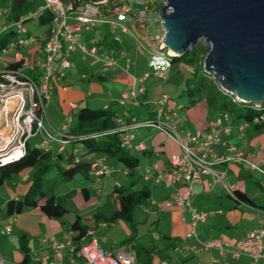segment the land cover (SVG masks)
<instances>
[{"label":"crops","instance_id":"obj_1","mask_svg":"<svg viewBox=\"0 0 264 264\" xmlns=\"http://www.w3.org/2000/svg\"><path fill=\"white\" fill-rule=\"evenodd\" d=\"M32 1L31 13L38 15L43 10L45 3L37 2V0ZM72 1L70 0V3ZM153 1L154 3L158 2L157 0ZM125 2L129 5L131 2L134 3L133 0H125ZM11 4L12 0H0V17H2L0 35L12 29L16 30L14 21L10 19V10L6 12L7 9H10ZM33 19L37 21L36 18ZM107 25L109 28L111 27L109 24ZM48 27L34 36L37 39L36 43L17 47L3 55L0 71L7 65L13 64L16 67H21L27 75L36 77L41 71L39 67L33 66L32 69H28L21 63H13L12 60L16 51L31 63L39 59L42 56L41 46L47 37ZM25 30L26 35L33 36L28 29ZM92 30L84 29L82 31L84 42L97 44L101 51L113 49L119 67L103 74L99 71L98 63H92L90 60L82 61L80 54L77 51L73 52L71 57L75 66L62 76L52 78L51 99L44 110V121L47 127L62 131L63 123L71 115L70 111L85 105L93 107L90 102L102 103V107L114 102L113 109L117 115L116 123H118V119L128 123L130 117L142 121V119L151 118L154 115L153 101L162 93H166L168 98L164 109L173 117L185 145L195 148L197 142L189 139L188 134L193 135L198 130L209 131L213 121L227 114V119L221 118V125H230V133L220 132L218 143L209 145L206 150L199 151L198 149L197 153L205 152V159L211 162L212 152L207 151L208 149L217 155H234L240 151L243 152L245 160L256 164L257 168L248 170L242 164L235 162L212 163L211 167L214 170L225 172V186L219 182L213 183L210 173L203 174L200 181L194 184L191 196L192 204L197 210L206 212L207 216L204 221L196 224L194 229L196 236L187 237L186 233L191 228L189 212L165 205V200L171 189L162 183L154 182L158 171H167L171 156L179 152L178 142L167 133L151 126H126L122 133L130 137V146L125 148V152L138 159L137 167L132 170H123L115 159L107 158L99 153L88 155L87 157L93 156V158L104 161L109 167L108 172L97 179L90 174L87 176L76 174L72 180L60 185L57 195L68 209L63 216L48 219L39 207L22 208L21 212L15 215L11 222V230L7 234L3 232V226L8 220L3 211V203L6 199L3 200L0 205V262L2 264H18L23 259V251L19 247V237L24 236L32 264H37V260L43 256L58 259L54 250L51 249L53 241L64 246L60 250L62 256L60 260L63 264H85L83 259L76 257L71 251L74 232L71 230L70 224L78 215L81 223L93 230V234L104 250L109 253L123 252L127 256L132 255L133 264H161V261H167L170 264H250V259L246 255L232 258L228 251L221 253L217 249L201 250L199 241L218 237L232 244L244 239L250 230L264 226V116L262 119L238 117L234 113L219 109V105L207 103L204 99L197 104L188 105L189 96L185 91L181 90L186 95L185 100L171 98L163 82L161 83L163 79H152L151 75L145 78V89L137 93L136 101H133L131 97L122 101V93L129 92L132 87L136 88L137 83L141 87V81L139 82L138 79L148 72L147 69L142 76L139 74L136 76L129 71L133 67L137 73H140L142 64L145 63L147 66L148 55L144 47L145 41L143 38L121 32V39L115 41L117 46L114 42L112 43L113 47L105 46L100 43L102 39L100 33H97L92 39L85 40L84 35ZM16 37L17 34L13 38ZM111 39H113L112 34ZM122 53L127 57L131 55V58L128 57L131 60L129 64H126ZM93 76H96L97 80L101 84H106L107 87L101 88V85L92 81ZM174 81L176 82L177 79L175 78ZM108 85H112V87L108 88ZM116 89H120V93L116 92ZM94 93L96 94L94 95ZM57 119H60V122L56 125ZM39 140L36 138V141L33 142L39 145ZM66 147L67 145L61 147L56 140L52 143L51 149L60 152ZM74 151L82 154L85 149L77 146ZM122 175L129 177L128 184H121L119 178ZM116 183L130 188V190L146 188L150 192L148 200L133 209L132 217L130 220H126V223L122 221L123 219L112 222L108 220L110 214L118 206L113 194V187ZM8 184L14 185L13 190L7 188L6 192L10 195L8 198L22 196L29 185V173L21 174L14 182ZM226 187L233 193L237 192L242 196V199L247 198V201L250 202L232 197ZM2 193L0 191V194ZM136 208H139V213L135 211ZM98 211L102 213V217L96 221L93 215ZM147 221H151L157 228L159 227V236L168 241L163 249L159 248L153 238L147 234L146 236L134 234L130 236L133 237L131 240L127 241L126 238L119 243L114 241L108 233L105 236L103 234L99 236V232L112 231L113 227H117L118 231L126 234L130 225L133 226L135 223L145 225ZM164 250L169 251V254L161 257L160 253ZM257 264H264V261H259Z\"/></svg>","mask_w":264,"mask_h":264},{"label":"built area","instance_id":"obj_2","mask_svg":"<svg viewBox=\"0 0 264 264\" xmlns=\"http://www.w3.org/2000/svg\"><path fill=\"white\" fill-rule=\"evenodd\" d=\"M133 2L144 4V7L135 10L125 0H102L98 3H91L87 0H73L69 6H64L61 0H46L44 8L51 11L53 19L47 37L41 46L42 56L31 63L16 51L12 60L13 63H21L28 69L37 66L41 70L40 73L36 77H32L24 73L21 67L1 70L0 100L2 98L7 100L5 102L12 108L9 120L11 141L7 145H14L9 153L18 151L13 160L23 154L25 140L33 133L41 135L39 139H41L40 146L43 149H51L52 143L56 140L63 147L64 141L60 137L62 131L67 129L71 117L69 116L63 123L62 131H53L45 124L44 110L51 99L52 78L62 76L67 70L75 66L71 57L73 52L77 51L82 61L90 60L92 63H98L99 71L103 74L119 67L113 49L101 51L97 44L84 42L81 35L84 29H93L99 24H109L113 30L119 29L124 34L127 33L144 39V47L148 55V72L138 79L139 82L141 81V87L138 89L132 87L129 92L122 93V101L128 97L136 101V95L138 92L144 91V80L149 75H154L159 79L166 77L170 70L172 55L161 44L164 32L156 34L150 26V12L154 1L133 0ZM159 2L160 4L163 3L161 0ZM9 10L7 9L6 12H9ZM34 15L30 13L28 16ZM14 24L17 37L1 48L0 62L2 56L9 51L37 42L36 37L25 34L26 30L22 26V20L15 21ZM113 39L119 41L117 35ZM122 56L126 64H129L131 60L126 54L122 53ZM167 98V94L162 93L160 97L153 101L152 104L155 107L154 115L151 118L142 119L141 121V119L130 117L128 123L118 119L117 128L123 132L125 127L129 125L136 127L151 126L167 133L178 142L179 152L171 156L167 171H158L154 177V182L162 183L165 187L171 189L165 200V205L189 212L191 228L186 236L195 237V226L198 222L205 220L207 213L197 210L192 204L191 196L194 184L200 181L203 174L210 173L213 183L219 182L225 186V172L214 170L211 167L212 163L235 162L242 164L248 170H255L257 166L246 161L243 152L240 151L234 155H217L211 149H208L207 151L212 152L211 162L205 159V152L197 153L198 149L199 151L206 150L209 145L218 143L220 132L230 133V125H221V118L227 119V114L213 121L209 131L198 130L193 135L188 134L189 139L197 142L195 148L185 145L178 133L173 117L164 109ZM16 140L17 142H15ZM121 145L124 148L130 146V137L124 133H121ZM2 163H5V161L2 160ZM108 169V165L101 160L91 166L89 174L97 179L102 174L107 173ZM116 185L119 184L116 183ZM226 189L232 197H235L231 190L227 187ZM13 220V217L8 218L3 226V232L7 234L10 232ZM93 233V230L88 228L79 243L71 245L73 254L83 259L85 264H131L134 262L132 255L127 256L123 252L109 253L104 250ZM51 245V249L54 250V254L58 259L43 256L37 260V264H63L60 260L62 257L60 250L64 247L63 244L53 241ZM199 248L201 250L217 249L221 253L228 251L232 258L246 255L250 259V264H257L259 261H264V226L250 230L244 239L232 244L218 237L201 240L199 241ZM0 264L2 263L0 262ZM161 264L170 263L161 261Z\"/></svg>","mask_w":264,"mask_h":264},{"label":"trees","instance_id":"obj_3","mask_svg":"<svg viewBox=\"0 0 264 264\" xmlns=\"http://www.w3.org/2000/svg\"><path fill=\"white\" fill-rule=\"evenodd\" d=\"M32 5V0H12L10 19L15 22L36 18L39 23L49 25L48 31L53 19L51 11L43 8L38 15L28 16L32 12ZM94 28L84 35L85 40L92 39L100 33L102 35L100 43L113 47L112 43L115 41L111 39V34L114 30L107 24H99ZM15 34H17L16 30L12 29L0 35V51L15 39L13 38ZM115 44L117 46V43ZM207 51L208 47L202 42H197L185 53L171 57V66L176 63L187 70L184 76L181 75L180 70H177L176 84L189 96L188 105L197 104L204 99L209 104L219 105L218 108L221 110L234 113L235 116L262 119L264 100L259 105L237 101L219 86L218 88L216 81L203 70V59ZM11 67L16 66L13 64L6 66V68ZM222 98L225 99L222 100ZM114 104L110 102L106 107L93 108L85 105L72 109L71 121L60 137L64 141L63 146L67 145L63 151L43 149L40 146L41 139L37 145L29 137L25 140L24 151L19 158L0 164V185L12 183L21 174L29 173V185L24 194L18 198H6L3 203V211L8 218H14L22 208L26 207H39L48 219H56L67 213L68 209L61 202L57 190L60 185L72 180L76 174L89 175L91 166L101 161L93 156L87 157L90 154L99 153L107 158L115 159L123 170H132L137 167L138 159L129 156L121 145L122 131L117 128L118 124L115 122L117 115L113 109ZM35 134L37 133L32 135ZM77 146L84 148L85 152L81 154L74 151ZM113 194L118 206L108 217L111 222L117 219L130 220L133 209L147 201L150 196L146 188L130 190L128 187L116 184L113 187ZM234 195L240 200L247 201V198L242 199L237 192H234ZM101 217L100 211L93 215L96 221ZM70 228L74 232L72 239L75 244L79 243L88 229L81 223L78 215L70 224ZM19 247L23 251V259L18 264H32L24 236L19 237Z\"/></svg>","mask_w":264,"mask_h":264},{"label":"water","instance_id":"obj_4","mask_svg":"<svg viewBox=\"0 0 264 264\" xmlns=\"http://www.w3.org/2000/svg\"><path fill=\"white\" fill-rule=\"evenodd\" d=\"M161 2L162 46L178 56L202 41L208 47L203 70L237 101L259 105L264 100V0ZM6 106L9 123L12 108Z\"/></svg>","mask_w":264,"mask_h":264},{"label":"rangeland","instance_id":"obj_5","mask_svg":"<svg viewBox=\"0 0 264 264\" xmlns=\"http://www.w3.org/2000/svg\"><path fill=\"white\" fill-rule=\"evenodd\" d=\"M38 1L41 2V3H43V2L45 3L46 2V0H37V2ZM157 1L158 2H155L152 5V9H151V12H150V21H151L150 26H151L152 31L154 33L160 34L163 31V28H162V25H161V19H160L159 15H158V10H159V7L161 6V4L159 2L160 0H157ZM130 6L138 10V9H142L144 7V4H134V3L131 2L130 3ZM1 19H2V17H0V21H1ZM22 26L24 27V29H28L30 31V34L31 35L35 36V35L39 34V31L41 32V30L43 31L44 29H46L48 27V24H46V23H39L35 19H30V20H27V21L23 22L22 23ZM115 35H117L120 39L122 37V34H121V32H120L119 29H116V30L113 31L112 37H114ZM128 57L131 58V55H129ZM78 61H79V59H78ZM141 68L142 69H141L140 73L139 72L137 73L134 70L133 67H131L129 71L131 73H133L134 75H136V76H139V75L142 76L143 72L146 71L148 68H147V66H146L145 63L142 64V67ZM177 70H180V73L183 76L187 73L186 72L187 70L184 67L178 66V64L174 63L171 66V68L168 71V73L166 74V77L162 81L161 80L160 81H161V83L163 82V85H164V87H166L167 92H168V94L170 95L171 98L182 99V101H183V100H185L186 95H185V93H182L180 86H178L177 84H175L176 82L174 81L175 78H178V72H177ZM151 78L152 79H156L157 77L154 76V75H151ZM92 81H94L98 85H101V88H103L104 86L107 87L106 84H101L100 81L97 80L96 76H93L92 77ZM135 86H136V89H138L139 88V83H137ZM216 86L218 87L217 84H216ZM111 87H112V85H108V88H111ZM115 91L118 92V93H120V89H116ZM95 94L96 93H94V95ZM224 99L225 98H222V100H224ZM90 104L93 107H95V108L102 107V103L99 104V103L90 102ZM51 105H53V104H51ZM7 118H8V115H6L4 112H2V109L0 107V122H1V128H3V126L6 127V124L7 123L5 124V122H8L7 121ZM59 122H60V119L59 120L57 119L55 121V124L57 125V124H59ZM52 130L54 131V129H52ZM38 135L39 134L37 133L35 135H32V137L30 136V140L36 141V138H40V135L39 136ZM5 139H7V135H5V137H1L0 136V154L1 153H4L5 154L6 152L9 153L10 149L14 146L13 144L7 145V143L9 141H11V137H10V139H8L9 141H7V142H4ZM17 140L15 142H17ZM1 156H0V164H2V160L4 161L3 158L5 157V156H3V154H1ZM119 180H120L121 184H128L130 182L129 177L128 176H124V175L120 176ZM13 186H14L13 184H2V185H0V191L3 192L2 194H0V205L2 204L3 200L6 199V197L8 198L10 196L6 192L7 191V188L13 190V188H14ZM135 211L137 213H139L138 212L139 211V208H136ZM122 221H125L124 223L127 222L126 220H122ZM158 232H160L159 227L157 228L154 225L153 222L147 221V223L145 225H139L137 223L133 224V226L130 225L129 226V229H128V231H127L126 234L121 233L120 230L118 231L117 227H113L112 228V231H109L108 230V232L107 231H105V232H103V231L102 232H99V236H100V234H103V236H105L106 233H108V234L111 235V237L113 238L114 241H116V242L119 243L121 240L126 239V238H127V241L131 240L133 237H130V236H132L134 234L144 235V236H146V234H147V236L153 238L154 243L157 244L159 248L163 249L164 246H166L165 244L168 243V241L165 238H161L159 236V233ZM168 252L166 250L162 251L160 253L161 257L165 256L166 254H169Z\"/></svg>","mask_w":264,"mask_h":264},{"label":"bare ground","instance_id":"obj_6","mask_svg":"<svg viewBox=\"0 0 264 264\" xmlns=\"http://www.w3.org/2000/svg\"><path fill=\"white\" fill-rule=\"evenodd\" d=\"M5 101L7 100H4L3 98L0 100V107L2 109V112H4L6 114V110H7V106L5 107ZM28 121V120H27ZM6 127L3 126V128H1V122H0V136L1 137H5V135H7V139L4 140V142H7L9 141L8 139H10L11 135H10V125L8 122H6ZM3 156H5L3 159L4 161H10L11 159H13L15 157L16 154H18V151H14V152H11V153H2ZM1 156V154H0ZM2 157V156H1Z\"/></svg>","mask_w":264,"mask_h":264}]
</instances>
